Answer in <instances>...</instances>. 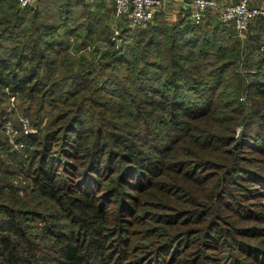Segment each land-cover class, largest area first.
<instances>
[{
    "label": "trees",
    "instance_id": "1",
    "mask_svg": "<svg viewBox=\"0 0 264 264\" xmlns=\"http://www.w3.org/2000/svg\"><path fill=\"white\" fill-rule=\"evenodd\" d=\"M154 18L144 27H132L124 17L116 25L121 43L108 35V46L99 54L70 56L73 35L94 40L101 31L112 33L114 22L106 11L99 15L85 0H35L26 7L17 0L5 2L0 15V113L14 94L18 107L31 111L33 119L25 115L33 124L45 114L50 118L41 132L18 135L26 143L23 148L12 147L0 129V264L129 261L137 235L120 234L111 243L104 182L121 195L119 212L128 209L132 215L143 214L147 201L130 195L125 186L162 188L163 175L174 181L172 187L180 180L213 182L208 192L200 189L198 195L205 199L199 202L177 195V204L168 205L156 198L160 208L170 211L156 213L159 237L142 253V264L159 263L168 249L164 264L180 261L187 250L195 257L188 246L174 249L178 238L196 230H178L189 220L203 224L205 237L226 241L230 230L219 227L224 195H235L232 186L252 196L248 182H256L261 188L255 196H264V165H259L264 163V51L255 41L258 33L249 34L245 54L255 71L239 80L247 101L227 100L221 84L242 56V37L234 23L214 22L209 15L195 23L189 13L170 23L159 11ZM262 22L263 16L256 17L251 29ZM213 114L234 125L219 132L216 123L200 125ZM238 123L242 129L237 136ZM250 150L263 156L248 155ZM176 189L185 197L198 190ZM246 207L237 200L230 205L235 214L250 218L254 210L243 213ZM118 224L125 230V223ZM263 230L256 224L246 229L254 237ZM245 245L261 261L253 253L255 244Z\"/></svg>",
    "mask_w": 264,
    "mask_h": 264
},
{
    "label": "rangeland",
    "instance_id": "2",
    "mask_svg": "<svg viewBox=\"0 0 264 264\" xmlns=\"http://www.w3.org/2000/svg\"><path fill=\"white\" fill-rule=\"evenodd\" d=\"M125 22L129 24L128 21H125ZM73 24H75V22ZM116 27H117L116 24H114L113 27L112 26L110 27L112 31L111 34H108V31L107 32L101 31V33H99L98 36L96 35L94 40L92 38H84L83 35H73L69 40L70 49H71L70 56L79 55V54H87L89 55V57H91L93 55L99 54L100 51H102V49H106L108 46L109 38H107V36L110 35L111 40H113L112 36L115 33ZM260 31H261V26L260 28H254V29H251V26H250L248 30L245 32V34L241 35L242 45H240V49H241L242 56L236 62V64L234 63L231 65L229 69V74L224 76V79L226 80L225 82L221 84V88H220V89H223L228 94L225 98L227 100H231L232 99L231 97H239L242 99V101H247L246 94H245L246 93L245 86L239 89V80H241L242 76L246 75V73H252L255 71L253 66H250L249 64L246 63L247 61H246L245 54L248 52V48L246 50V47L248 43L251 42V40L249 39V34L251 32L258 33L257 34L258 38H256L255 41L257 43V40H258V47H259ZM76 42L80 45L76 46ZM120 42H122V39ZM96 50H99V51L96 52ZM122 71H126V69ZM230 72L232 75L230 74ZM232 76H235L234 79ZM13 103H14V106L11 105L10 99H7L6 107L12 106L11 117L14 119V123L16 124V126H18L17 117L19 115L26 114L31 119H33L31 111H27L31 113L30 115L29 113H25L24 111H22L20 107H18L17 97L16 99L13 100ZM235 105L236 103L233 104V107ZM46 107L50 109L49 106H46ZM230 114H232V112H230ZM214 117L218 119L213 120L212 118ZM49 118H50L49 114H45L43 115L42 120L39 122L38 125L33 124L32 121L31 122L34 127H37V131L41 132L43 129L46 128V124L49 122ZM199 123L201 126H206L210 123H216V129L218 132L226 127L228 128L234 125L233 122L222 121L221 117L217 114H213V116L206 117L202 119L201 121H199ZM235 128H236L235 130L236 135L238 136L242 129L241 123H238ZM37 131L35 133H37ZM52 148L54 151L57 150V145L54 144ZM246 152L248 153V155H257L260 157L263 156V153L259 151H255V150H250ZM183 157L191 158V156H186V155H184ZM259 165H264V163L260 161ZM215 169H218V168H215ZM165 172H168V169L167 170L165 169ZM63 175H64L63 172L59 173L57 175V179H60ZM15 178L16 177H12L13 180H16ZM173 182L174 181L171 178L163 175L162 188H158V186L157 187L153 186L151 187L149 191H142L139 189L137 190V189H133L128 186H125V189H127V191H130L129 192L130 195H138L139 197H141L142 202H144L145 200L147 201L146 206L144 208L145 212L143 214L138 212V214L136 215H132L131 213H129L130 210L128 209H125L124 211L119 212L118 208H119V205H120L119 203L121 200L119 198L121 195L116 193V191L113 188L111 189L112 185L110 182H104V185L102 186L103 190L109 189V194L105 197V200H106L105 205H106V209L109 215V225L107 227L106 232L109 233V238H110L111 243L112 244L117 243V239L119 238L120 234L121 235L136 234L137 235L136 238L134 239V242L131 244L132 247L130 251L132 253L130 255V258H128L129 261H126L125 264H142L138 262L139 258H142V253H144V250H146L147 247H151L153 245L152 243L159 237L156 234L157 230H160V229L158 228L157 221L155 220V215L157 212L170 211V208H160V206L156 204L157 199H161L162 202H166L168 203V205L170 204L176 205L177 204L176 196L178 195V197L183 201L196 200L197 202H199L205 199L204 195H201V196L198 195V193H200V189L205 188V191L208 192V189L211 186L210 184L213 183L211 180H205V182H203L201 185H198L195 182L188 181V180L176 181V187H182L190 191H194L196 187L198 188V190L195 193L188 194L189 197H185V194L179 191L177 192V189L175 190L176 187L171 186ZM248 183L254 189L253 191L254 194L252 196L251 195L246 196L244 193L248 192V190L239 189L237 186H232L231 187L232 189L230 190L231 193L233 192L235 193V195L228 194V193L224 195L225 199H224V202L222 203L224 219H222V222H220L221 224L219 228L221 229V227L224 225L227 229L230 230L227 240L226 241L220 240L217 242L216 239L205 237L203 234V230H202L203 224L197 223L194 219L189 220V222L186 224L181 223L180 228H178L179 231H188L190 229L194 230V228L196 230H194V232L190 233L186 237L181 236L180 238H178V244L174 246V249L179 250V249H182L184 246H188V248H190L191 251L194 253L195 257H193V255H189V250H187L184 253L185 254L184 258L181 256L180 261H175L174 263H171V264H183V262L188 263L192 261V259L196 260L194 261L195 262L194 264H231L232 261L240 263V264H248V263L264 264V259H262L264 258V230L260 231L257 237L252 236L249 232L246 231V229L249 226L254 225V224L264 226V217H263L264 214H261L258 212V211L260 212L264 211V196H261V195L255 196L256 194H260L258 193L259 191L258 189L261 188L259 184H257L256 182H248ZM122 190L123 192H125L124 188H122ZM21 193L23 192L21 191ZM121 194H122V191H121ZM123 194L126 197L129 195L127 193H123ZM44 198L45 197H42L41 200ZM235 200H237V202H241L242 205L247 206L246 208L243 209L244 211L243 213H246L247 208L254 210L252 212H249L250 213L249 215H252V217L243 218L235 214L234 209L230 208V205H232ZM193 205L194 204H190V205L188 204V207H191ZM142 211H143V208L141 209V212ZM257 215H260L261 217H257ZM118 222L125 223V230L119 228ZM127 229H129V231H126ZM167 231H168V228H165L163 230V232H167ZM138 236H141L143 238L142 239L138 238ZM245 241H248V242L250 241L255 244L253 253L256 255L255 257H257L261 261H257L253 256H251L248 253V251H246L247 249L249 250V248H247V246L245 245ZM91 253H94V251L91 250ZM170 254L171 253L169 252V249L163 251L162 261H159V263L157 262L156 264H164L163 261H165L170 256ZM245 261H249V262H245ZM95 262H96L95 264H106V263H98L97 261Z\"/></svg>",
    "mask_w": 264,
    "mask_h": 264
},
{
    "label": "built area",
    "instance_id": "3",
    "mask_svg": "<svg viewBox=\"0 0 264 264\" xmlns=\"http://www.w3.org/2000/svg\"><path fill=\"white\" fill-rule=\"evenodd\" d=\"M35 0H17L21 7L32 5ZM115 13L118 18L128 20L132 27H144L151 23L157 11L163 6V0H113ZM189 18L192 22H200L209 11H215L219 19L225 22H233L239 35H244L251 23L258 16H263L261 25L259 48L264 51V5L250 3V0H235L221 6L218 0H190ZM120 30L115 28L113 40L120 41ZM8 90V89H7ZM10 103L14 106V94H11ZM12 106H7L0 113V129L7 136L14 148H23L26 143L18 139V135H30L37 131L26 115L17 117L18 126L11 117ZM16 121V120H15Z\"/></svg>",
    "mask_w": 264,
    "mask_h": 264
},
{
    "label": "crops",
    "instance_id": "4",
    "mask_svg": "<svg viewBox=\"0 0 264 264\" xmlns=\"http://www.w3.org/2000/svg\"><path fill=\"white\" fill-rule=\"evenodd\" d=\"M7 0H0V15L1 11L5 7V2ZM190 0H163V6L159 10V14L163 16V18L167 22H174L178 20L180 17L187 15L190 12L189 6ZM221 6H224L228 3H231L235 0H218ZM85 2L89 3L90 7L99 11V15H102L104 11L112 17L113 24H118L122 21L121 18H118L116 13L112 8V0H85ZM250 3L257 5H264V0H250ZM80 6V4H78ZM209 15L212 17V20L216 22L219 19L218 13L215 11H209L206 16ZM155 21V18L152 22Z\"/></svg>",
    "mask_w": 264,
    "mask_h": 264
},
{
    "label": "water",
    "instance_id": "5",
    "mask_svg": "<svg viewBox=\"0 0 264 264\" xmlns=\"http://www.w3.org/2000/svg\"><path fill=\"white\" fill-rule=\"evenodd\" d=\"M120 41H121V40H120ZM120 41H119V43H121Z\"/></svg>",
    "mask_w": 264,
    "mask_h": 264
}]
</instances>
